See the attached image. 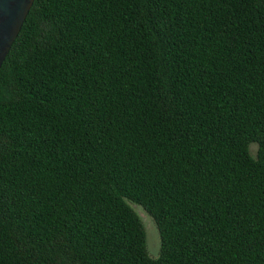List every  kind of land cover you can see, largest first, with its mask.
I'll list each match as a JSON object with an SVG mask.
<instances>
[{
    "label": "trees",
    "instance_id": "trees-1",
    "mask_svg": "<svg viewBox=\"0 0 264 264\" xmlns=\"http://www.w3.org/2000/svg\"><path fill=\"white\" fill-rule=\"evenodd\" d=\"M0 264H264V0H35L0 69Z\"/></svg>",
    "mask_w": 264,
    "mask_h": 264
},
{
    "label": "water",
    "instance_id": "water-1",
    "mask_svg": "<svg viewBox=\"0 0 264 264\" xmlns=\"http://www.w3.org/2000/svg\"><path fill=\"white\" fill-rule=\"evenodd\" d=\"M35 0H0V69Z\"/></svg>",
    "mask_w": 264,
    "mask_h": 264
},
{
    "label": "rangeland",
    "instance_id": "rangeland-1",
    "mask_svg": "<svg viewBox=\"0 0 264 264\" xmlns=\"http://www.w3.org/2000/svg\"><path fill=\"white\" fill-rule=\"evenodd\" d=\"M139 211L140 215L142 216L146 231H147V247L148 251L152 256H157L160 252V235L159 231L156 227V224L153 218L142 208L136 207Z\"/></svg>",
    "mask_w": 264,
    "mask_h": 264
}]
</instances>
